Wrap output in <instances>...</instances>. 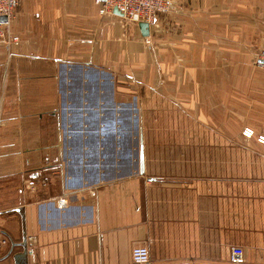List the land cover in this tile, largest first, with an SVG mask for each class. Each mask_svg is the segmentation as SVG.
Returning a JSON list of instances; mask_svg holds the SVG:
<instances>
[{"label": "crops", "instance_id": "crops-1", "mask_svg": "<svg viewBox=\"0 0 264 264\" xmlns=\"http://www.w3.org/2000/svg\"><path fill=\"white\" fill-rule=\"evenodd\" d=\"M174 2L147 36L95 0L0 24V264H264V149L224 130L264 124V0Z\"/></svg>", "mask_w": 264, "mask_h": 264}, {"label": "built area", "instance_id": "built-area-1", "mask_svg": "<svg viewBox=\"0 0 264 264\" xmlns=\"http://www.w3.org/2000/svg\"><path fill=\"white\" fill-rule=\"evenodd\" d=\"M100 4L99 12L101 14L108 13L111 15H119L113 12V8H117L125 21L139 23L141 21L147 22L148 24H154L160 15L168 14L175 11L174 0H95ZM19 0H0V16L5 17V20L0 21L2 23H8L9 20L14 15L16 6ZM0 38L5 42H18V37L5 35L0 29ZM146 43H150L147 38H145ZM263 59H259L258 61ZM262 63V62H260ZM242 134L249 138L251 136H256L257 142L264 145V129H261L259 133H255L250 127H245ZM66 205V199L60 198L58 200V207H63ZM28 245L30 246V252L32 251V244L34 242V237H28ZM2 241H0L1 245ZM131 259L135 264H147L149 262V251L146 246H134L131 249ZM228 260L230 264H243L244 251L242 248L234 246L230 249Z\"/></svg>", "mask_w": 264, "mask_h": 264}, {"label": "rangeland", "instance_id": "rangeland-1", "mask_svg": "<svg viewBox=\"0 0 264 264\" xmlns=\"http://www.w3.org/2000/svg\"><path fill=\"white\" fill-rule=\"evenodd\" d=\"M251 59H252L251 64L253 67H256L258 69H264V62L262 60L258 61L259 59L264 60V39H263L262 44L258 46V48L254 52H252ZM230 79H232V77H230ZM234 112H235V115H238L237 118L238 120H241V123L234 124V119H233L234 116L230 117L224 123V130L227 136H228V133L238 132L237 138H235L234 140L231 138L226 139L225 141L226 146H231L232 143H235V145L239 146L241 149H251V150L261 149V148L264 149V145L257 142L255 135L247 138L242 134V131L245 127L252 128L256 134L259 133L261 129H264V124L261 121V116L257 113L256 108H252V113H249V110L243 107V102H242V106L240 104V109ZM181 125L183 128L184 122H182ZM239 133H240V136H239ZM197 139H200L199 134H198Z\"/></svg>", "mask_w": 264, "mask_h": 264}, {"label": "water", "instance_id": "water-1", "mask_svg": "<svg viewBox=\"0 0 264 264\" xmlns=\"http://www.w3.org/2000/svg\"><path fill=\"white\" fill-rule=\"evenodd\" d=\"M113 12L121 15L120 11L117 8H113ZM138 26L143 36H147L149 34V24L147 22L141 21L138 23Z\"/></svg>", "mask_w": 264, "mask_h": 264}]
</instances>
